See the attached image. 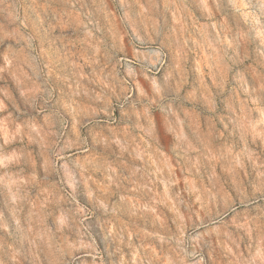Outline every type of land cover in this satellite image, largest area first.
<instances>
[{
  "label": "clouds",
  "instance_id": "obj_1",
  "mask_svg": "<svg viewBox=\"0 0 264 264\" xmlns=\"http://www.w3.org/2000/svg\"><path fill=\"white\" fill-rule=\"evenodd\" d=\"M0 264H264V0H0Z\"/></svg>",
  "mask_w": 264,
  "mask_h": 264
}]
</instances>
